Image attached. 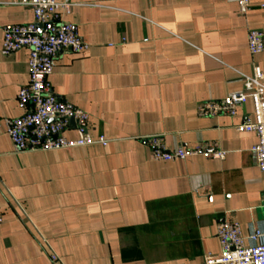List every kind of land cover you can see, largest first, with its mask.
<instances>
[{"label":"crops","instance_id":"0c3cea01","mask_svg":"<svg viewBox=\"0 0 264 264\" xmlns=\"http://www.w3.org/2000/svg\"><path fill=\"white\" fill-rule=\"evenodd\" d=\"M20 0H0V264H204L219 255L218 226L236 222L247 238L264 231V177L251 100L235 117L198 107L243 89L253 63L249 29L264 32V0H75L63 13L89 49L63 50L53 94L89 114L95 143L17 153L7 119L24 114L29 50L1 54L4 28L33 23ZM61 1V0H58ZM169 150L214 143L225 159L156 161L148 137ZM75 140V124L66 132ZM250 245V241H246Z\"/></svg>","mask_w":264,"mask_h":264},{"label":"built area","instance_id":"2783aa9c","mask_svg":"<svg viewBox=\"0 0 264 264\" xmlns=\"http://www.w3.org/2000/svg\"><path fill=\"white\" fill-rule=\"evenodd\" d=\"M18 5L29 7L34 13V22L4 28L1 54L10 56L22 49L29 50V83L20 89L19 107L24 114L16 119H7V134L17 153L32 151L72 150L95 143L105 145L101 138L95 141L88 131L89 114L73 104L63 102L52 92L50 77L55 61L63 50L81 53L90 45L83 41L79 27L63 20V13L80 5L75 0H20ZM240 13L247 16L251 10L250 0L238 1ZM248 47L252 57L264 52V32L249 29ZM252 75L243 76V89L219 101L202 103L198 107L201 116L235 117L240 107L252 101L254 118L247 117L236 129L239 133H252L258 137L253 148L257 165L264 177V73L254 62ZM75 124L77 138L69 139L66 132ZM151 155L156 161H186L189 157L225 159L226 153L214 143L191 148L167 149L163 136L148 137ZM2 216L0 214V225ZM217 236L221 245L219 255L208 254L204 264H264V231L256 229L247 238L236 222H224L218 226ZM250 241V245L246 241ZM50 260L62 264L54 251Z\"/></svg>","mask_w":264,"mask_h":264},{"label":"water","instance_id":"95a60500","mask_svg":"<svg viewBox=\"0 0 264 264\" xmlns=\"http://www.w3.org/2000/svg\"><path fill=\"white\" fill-rule=\"evenodd\" d=\"M72 123H74V122H72Z\"/></svg>","mask_w":264,"mask_h":264}]
</instances>
